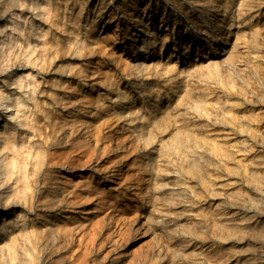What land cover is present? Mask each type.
<instances>
[{"label":"rangeland","instance_id":"1","mask_svg":"<svg viewBox=\"0 0 264 264\" xmlns=\"http://www.w3.org/2000/svg\"><path fill=\"white\" fill-rule=\"evenodd\" d=\"M129 2L10 0L0 9V145L14 134L29 150L0 146V264H40L43 245V264H66L70 237L55 229L81 220L79 208H59L76 169L58 170L46 155L92 145L82 129L90 123L98 141L90 159L78 156L80 208L99 203L84 216L95 224L85 220L94 247L82 264H264V0H136L123 13ZM12 20L19 42L3 52ZM58 81L71 105L54 101ZM155 92L167 120L151 119L145 139L140 112L153 111ZM9 157L24 174L9 175Z\"/></svg>","mask_w":264,"mask_h":264},{"label":"bare ground","instance_id":"2","mask_svg":"<svg viewBox=\"0 0 264 264\" xmlns=\"http://www.w3.org/2000/svg\"><path fill=\"white\" fill-rule=\"evenodd\" d=\"M11 1H14V0H11ZM135 2L136 0H130V2L128 3V5H125V7H122V12L125 13V12H130L131 8L135 5ZM10 3V0H0V9L1 8H5L8 4ZM11 5V4H10ZM45 5V4H44ZM131 5V6H129ZM17 16H20V14H17ZM13 18V17H12ZM206 18V17H205ZM137 21V20H135ZM220 22V21H219ZM204 23L205 24H208V21L207 20H204ZM215 23V22H214ZM18 23H16L15 20H12V23H11V29L14 30V31H11L10 34L6 35L5 39L3 40L2 43V46H1V51L3 52H8L11 50V48H13L17 41H18V32L20 30V27H18L17 25ZM214 26L212 27H215L216 25L213 24ZM137 26V25H136ZM212 31V30H211ZM5 32V31H4ZM208 32V31H207ZM8 33V32H7ZM227 34V32H226ZM146 35L148 36H153L155 35V31L153 28H148V30L146 31ZM81 36V35H80ZM89 36V35H88ZM91 36V35H90ZM109 36V35H108ZM188 36V34H186L184 36V38H186ZM217 39H215L214 37V42H216ZM86 41V40H85ZM19 42V41H18ZM78 41H76L77 43ZM89 42V41H88ZM185 42V39L184 41H182V45H183V48H184V52L187 51V47H188V44L187 43H184ZM92 43V42H91ZM227 43V35L225 36L224 40L221 41V45H222V50H224V45ZM77 45V44H76ZM220 45V46H221ZM234 47V45H232V48ZM122 54V53H121ZM229 54V53H228ZM94 55V54H93ZM174 56V54H171ZM170 55V56H171ZM1 61V60H0ZM95 63V62H94ZM96 64V63H95ZM93 67V66H92ZM5 71V70H4ZM96 71V70H95ZM67 81V80H66ZM74 83V82H72ZM55 92L52 94L53 95V99L54 101L58 102V100L61 101V104L63 105V107H65L66 105L68 104H72V102L70 100H68L67 98L69 97L70 93L68 92L67 88L68 85L64 84V81L63 82H55ZM3 89L2 87H0V99H3V101L5 102V100H7L6 96L3 94ZM72 94V93H71ZM151 95V94H150ZM149 95V96H150ZM73 96V95H72ZM80 96V95H78ZM153 96H155L156 98L159 97L158 101L156 99V103L154 104V109L153 111H150L147 113V115H144L140 112V118H142V124L145 125L142 129V138H145L147 139L148 136L150 135L151 133V127H150V123H151V119L159 124H162L164 123L166 120H167V117H166V112H165V106L161 105L159 103L160 101V96H159V93L158 92H155V94H153ZM71 97V96H70ZM76 97V96H75ZM83 97V96H82ZM13 102V101H12ZM16 102V101H15ZM2 103V102H1ZM11 104H9L8 102L4 105V108L6 109V111L10 108L11 109ZM73 107V106H72ZM84 107V106H83ZM16 111H20L22 112V108L16 106ZM14 108V109H15ZM88 108V107H86ZM9 109V111H11ZM76 109V108H74ZM67 110V109H66ZM72 110V109H71ZM81 110V109H80ZM3 111V110H2ZM27 111V110H26ZM74 111V110H72ZM7 113V112H6ZM30 113V111H29ZM28 113V114H29ZM155 113V114H154ZM5 114V112H4ZM22 114L25 116L26 112H22ZM26 115L27 117H29V115ZM32 114V113H31ZM47 113L44 111L43 112V115H46ZM154 114V117H152V115ZM72 115V114H71ZM70 115V116H71ZM73 116V115H72ZM19 117V115H18ZM27 117L25 118V122L22 124V125H25L27 124V122L29 121V119H27ZM32 117V116H31ZM65 117V116H64ZM79 117V116H78ZM88 117V116H87ZM57 118V121L59 120L58 117ZM62 119H64L63 117H61ZM80 118V117H79ZM89 118V117H88ZM31 119V118H30ZM1 120V119H0ZM21 120V119H20ZM55 120V118H54ZM30 122V121H29ZM83 122V121H82ZM84 124V123H83ZM54 126L52 120H51V123L50 124H43L42 126V130H46L48 128H50V126ZM81 125V124H80ZM21 126V125H20ZM49 126V127H48ZM33 127V126H32ZM164 127V126H163ZM6 128V127H5ZM9 128V127H8ZM29 128V127H28ZM37 128V127H36ZM4 129V128H3ZM1 129V132L2 130ZM7 129V128H6ZM3 130V132L5 131V133L3 134H6L7 130ZM25 129V128H24ZM81 129V128H80ZM82 129H84L83 132H85L86 134V137H87V143H89L90 140H93V144H89L88 146H84V147H81V146H77V148L74 149V152L78 154H75L73 156H69V155H65V156H61V154H56V152H51L49 153L48 155H46L47 157V160H50V166H54L56 167L58 170L59 169H66L67 170H75L76 169V173L73 175V178L70 181L69 185L73 187L74 190H69L67 189L66 191V195H69V198L68 199H64L61 201V204L59 206V208H65V207H68V206H71L73 209L75 208H79L78 209V212H80V218L81 220L77 221V223L75 224H71V223H68L66 225H63L57 229H55V236L56 238L58 237H63V236H69V240L70 242H68L67 245H65V247H61L60 249H62L60 252L61 254L64 253V254H67V262L66 264H82V263H85L86 260H87V256L89 254V252H91V250L93 249L94 247V241H93V237H86V231H85V220L86 219H89L90 222H91V227H90V231H93L94 232V227H92L94 224H95V215H91L89 217H84V216H88L89 214H93L96 212V208H97V204L99 203V198L97 197H94V202L91 201V206L89 208H87L85 210L84 209H81L80 208V205L83 203L82 200L84 199V195H85V189L82 188L81 186V181H82V178H84L83 176V167H80V165H85V160H81L80 158H78V156L82 155L88 159H90L96 148H97V141H98V134H97V126L95 125V123H90L89 125L88 124H84V126H82ZM165 129V127H164ZM33 130V129H32ZM10 131V130H9ZM138 131V130H137ZM13 132V131H12ZM11 132V133H12ZM22 132V131H21ZM20 132V134H21ZM27 132V131H25ZM24 134V132H23ZM1 136V135H0ZM4 136V135H3ZM5 137V138H4ZM3 137V143L2 145V149H6V150H9V151H13V152H25V156L27 154H29V150L24 146V141L21 140L19 143L15 142V136L14 134H6V136ZM1 138V137H0ZM24 139V138H23ZM1 144V143H0ZM32 146V145H30ZM33 147V146H32ZM61 148V147H60ZM1 149V148H0ZM46 149V148H45ZM28 150V151H27ZM20 154V153H19ZM80 154V155H79ZM20 157V156H19ZM10 158V157H9ZM4 159V158H3ZM45 163V162H43ZM48 163V162H47ZM6 164L10 165L12 167V173H10L9 175L13 174L14 172H16V170H20L22 174L25 173V163L24 162H21L19 159H17V157H11L10 160H7L6 161ZM47 167V165H45ZM43 168V167H42ZM15 170V171H14ZM39 171V170H38ZM56 171V170H55ZM6 172V171H5ZM9 172V171H8ZM55 173V172H54ZM20 174V173H19ZM60 176H63V173H60ZM55 177V176H54ZM8 178V177H7ZM61 178V177H60ZM87 178V177H86ZM51 179V178H50ZM55 179V178H54ZM86 182V181H84ZM66 186V184H65ZM68 186V185H67ZM93 186V185H92ZM90 182L87 181V185H86V189L90 188ZM56 188V187H55ZM68 188V187H67ZM66 189V188H65ZM87 189V190H88ZM98 189V188H97ZM89 191V190H88ZM88 194V193H87ZM90 194V193H89ZM68 200V201H67ZM86 200V199H85ZM89 202V201H88ZM87 202V203H88ZM82 206V205H81ZM149 207V205H148ZM44 209V207L42 208ZM57 209V208H56ZM82 211V212H81ZM77 212V213H78ZM76 213V212H75ZM56 216V214H54ZM225 218V217H224ZM223 221V220H222ZM226 221V220H225ZM7 225V224H6ZM55 225V224H54ZM62 225V224H61ZM10 226V225H9ZM8 227V226H7ZM68 229V230H67ZM67 230V231H66ZM40 231V230H39ZM42 231V237L45 236V234H43V229H41ZM40 233V232H39ZM75 235V236H74ZM74 236V237H73ZM46 237V236H45ZM46 239V238H45ZM74 239V243H72ZM19 240V239H18ZM47 243V242H45ZM11 244V243H10ZM7 245V244H6ZM47 245V244H45ZM9 255H10V259L12 258V260L14 261L15 259V255H14V249L12 247H9ZM50 251H51V245H47V246H42L40 247V257H41V262L43 260V258L45 256H50ZM16 252V251H15ZM58 252V251H57ZM93 253V252H92ZM62 258V257H61ZM34 259V258H33ZM16 260V259H15ZM40 264H43V262ZM8 264V263H7ZM14 264V263H13ZM59 264V263H57ZM120 264H124V263H120Z\"/></svg>","mask_w":264,"mask_h":264}]
</instances>
